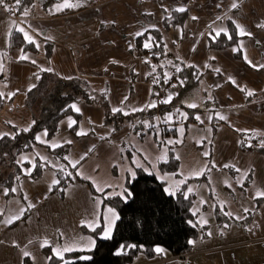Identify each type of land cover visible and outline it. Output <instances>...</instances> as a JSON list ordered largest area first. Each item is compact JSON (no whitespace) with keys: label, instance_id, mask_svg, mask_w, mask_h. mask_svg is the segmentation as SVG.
Instances as JSON below:
<instances>
[{"label":"crops","instance_id":"crops-1","mask_svg":"<svg viewBox=\"0 0 264 264\" xmlns=\"http://www.w3.org/2000/svg\"><path fill=\"white\" fill-rule=\"evenodd\" d=\"M22 1L20 0V3ZM233 3H236L238 7L232 8ZM11 5L18 4L16 0H11ZM181 8L185 11L177 10ZM8 10L12 14L14 9L8 6ZM172 12H186L188 20L181 27L164 33L165 52L169 62L175 60L184 67L193 66L200 72H211L214 70L212 68L219 70V67L224 64L223 56L229 60L231 95L236 97V101L233 102L229 95L228 117L226 121L219 120V123H216L211 138L210 163L214 173L230 175L236 188L243 194L242 200L247 206V211H243V214L249 216L252 214L250 225L244 230L248 239L233 244V246L249 247L257 243L262 244L264 243V197H257L256 194L257 192L264 193V157L256 152L242 153L239 146L241 142L246 146L249 145L248 143L261 146L264 142V113L256 116L245 106V103L243 106V98L240 101L238 94L249 91L257 93L264 90V67H262L264 66V27L258 26L264 25V0H58L46 9L42 7L40 0H33V5L24 10V13L19 16L12 14L17 20H15L16 26L11 28L5 53V70L0 75V93H3L5 101L0 110L12 105L14 101L33 89L43 72H48L63 80L83 79L88 83H95L94 88L100 93L107 94L109 108L113 114L120 113L127 116L155 108L158 100L152 98V86L147 79L150 71L137 53L130 50L135 38L148 30L161 29L162 20ZM228 22L235 26L237 35L240 37L239 42L225 51L209 49L208 40L227 33ZM237 25L240 27L238 28ZM18 27L32 38L34 44L35 41L39 42L36 51H24L21 48L11 47L10 38L14 33L21 34L26 43H33L25 38L23 32L17 30ZM241 28L245 34H241ZM46 43L52 45V53L49 57L45 55L44 44ZM238 52L241 54V60L235 58ZM11 93L14 95L9 98ZM167 96L166 92L162 96L165 103L172 98V96L169 98ZM73 112L80 115L81 120V114L75 110ZM94 114V124H100L104 119L103 110L99 109ZM200 116H195L197 124L199 122L204 129L211 128L209 119H202L200 122L197 119ZM154 122L161 125L159 128L163 136H170L165 132L170 124L175 123V119L172 121L169 113L162 116L156 115ZM143 123L147 125L148 121L145 120ZM177 123L179 126V121ZM93 126L91 124L85 130L82 128L80 133L83 134H78L79 127L75 133L71 130L74 139L71 143L56 147L45 142L38 143L39 146L49 151L69 146L67 158L70 172L63 175L67 178L74 177L76 181H68L69 184L62 194L55 191L54 177L45 172L46 169H51L53 172L57 169L37 155L35 147L30 151L34 153V157L29 156L27 161L18 163L19 166L28 164L29 167L22 168L24 177L12 189L18 187L21 191V199L24 197V202L34 207H31V212L26 211L22 215L21 213L9 215L10 211L1 208L0 238L5 233L14 231L19 224L26 223L28 215L31 216L33 211L40 209L44 200H49L58 194L59 197L54 200V206L58 208L53 207L49 211V217L55 223L54 229H50V238L53 241L56 238V244H60L57 249L62 250L64 247L74 249L64 252L63 255L74 251H90L95 244L91 232L102 227L101 236L105 229L103 212L106 205H109L105 203V200L115 197L125 199L126 182L134 179L133 173L135 174L137 170H142L157 178L153 172H150V169L148 171L151 167L148 158L144 157L135 163V151L123 149L124 140L132 130L130 126L118 132L104 128L97 133L94 132ZM90 137H92L91 140L86 143V139ZM81 139L85 142L74 148L77 141ZM170 150L173 151L171 147H168L164 152L163 161L168 159ZM159 152H161V147H159ZM125 156L126 159H124ZM174 157L179 161V169L175 175L179 177L181 161L175 153ZM37 161L45 163L47 167L37 181H31L28 176L32 173ZM157 162L159 170L160 162ZM124 163L125 170L119 172V165L123 164L124 168ZM73 164H75L74 167ZM101 172L104 174L103 179L98 176ZM249 173L252 174L251 183L248 188L243 189V181ZM45 175L47 176L44 181ZM157 179L165 183L166 189V181ZM75 182L88 188L92 198L87 202H91L93 208L90 204L85 206H81L80 203L76 204L67 196V193L70 195L73 187L70 185H74ZM182 185L185 186V184ZM182 185L176 184V190ZM89 186L94 193L90 191ZM121 186L123 197L116 193ZM98 188L103 191H98ZM6 195L5 192L1 194L2 199L8 201L11 196H16V190H11L10 199H7L9 197ZM258 199H263V201L259 207H255L254 203ZM99 200L101 202L98 204ZM251 206H254V209L248 210ZM17 216L19 219H15ZM44 218L45 214L41 215L38 218L39 222ZM9 219L12 220L10 224L6 223ZM82 221L85 223L82 224ZM261 221L262 227L258 228V223ZM256 230L259 231L261 239H250ZM248 243L250 244L247 245ZM262 248L264 249V246ZM54 249L51 247L55 255ZM257 252L259 251L251 249V255L245 257L244 263L264 264L262 255L258 254V257H255ZM157 253L158 256L152 260L139 255L132 264H167L171 261L177 263L178 260L187 261L192 257L195 258L203 252L194 251L181 259L165 256V252L162 251ZM3 255L0 257V264H10ZM19 262L34 264L30 257H23Z\"/></svg>","mask_w":264,"mask_h":264},{"label":"trees","instance_id":"trees-1","mask_svg":"<svg viewBox=\"0 0 264 264\" xmlns=\"http://www.w3.org/2000/svg\"><path fill=\"white\" fill-rule=\"evenodd\" d=\"M40 1L42 7L46 9L58 0ZM4 3L14 9L15 16H19L33 5V0H23L15 6L11 5V0H4ZM187 20L188 14L186 12H172L162 20L161 29L148 30L133 41V47L130 51L136 52L150 71L147 79L152 86V98L161 101V92L171 90L175 93L168 103L161 101L155 108L127 116L120 113L113 114L110 111L106 93L99 95L100 101L88 95L85 91V88L88 87L86 80H63L48 72L41 73L36 86L25 95L27 104L34 109L31 117L32 125L28 130L16 132L12 137L2 136L0 138V172L4 167L10 169L8 175L3 179L0 178V183L8 191L6 197H10L12 188L24 177L22 168L29 167L28 164L19 166L15 159L38 146L36 141L38 133L45 132L47 139L53 138L58 133L61 120L69 116H72L76 121L72 127V132L75 133L77 123L80 120V115L72 110V105L75 102L99 105L104 113V123L110 124L113 132L130 126L136 133L144 130L147 125H149L147 131H151L153 129L151 125L156 115L162 116L177 108L179 109L178 113H185V123L197 124L195 116L204 110L177 105V102L199 89L203 74L193 66L184 67L183 64L175 60L169 62L165 52L164 33L181 27ZM239 40L240 37L237 35L235 26L228 22L227 33L221 34L213 40L209 39L208 47L215 51H225L235 46ZM10 44L12 48H21L24 51H36L37 47L34 43H26L19 33H14L11 36ZM44 49L45 55L49 57L52 53V45L46 43ZM235 58L241 60L240 52L235 54ZM170 68H175L176 71L172 72ZM49 79L52 81L50 85H47ZM243 96L246 107L250 109L254 106V111L264 112V90L260 93H252V95L243 92ZM4 103V98H0V109ZM210 103L211 101H208L205 105ZM178 118L180 119V117ZM145 120L148 121L147 125L143 123ZM218 121L215 114H212L209 123L213 134ZM173 124L177 125L178 123L175 121ZM172 131L168 129L164 132L169 135ZM140 136L143 137L144 134ZM239 150L242 153L256 152L264 157V147L262 146L254 148L241 142ZM5 152H8L10 161L8 165L3 166L5 162L2 161V157L5 156ZM68 152L69 146L50 150V153L59 160L64 168L68 167L69 164ZM168 155L167 160L159 163V170L162 173L176 175L179 169V161L174 157L172 150L169 151ZM45 167H47L45 163L35 162L28 178L31 181H37ZM54 173L58 182L55 191H59V194L64 192L69 184L68 181L76 179L62 176L66 174L61 169L55 170ZM201 179H205V176H202ZM249 183L250 176L243 183V186L247 187ZM89 187L90 191L94 193L91 186ZM125 187V199L115 197L105 200V203L115 209L118 217L110 238L102 239L100 237L102 227H98L91 232L95 240L92 250L66 253L63 255V260L57 258L49 247L45 248L43 252L47 258V264H65V262L67 264H132L139 255L149 260L155 259L158 256L156 251L158 247L166 250L174 259H181L184 255L193 252L192 242L196 240L202 230L195 224L196 216L192 212L195 196L193 194L186 195L184 185L179 187L174 195H168L165 191V183L159 181L152 174L137 170L134 179L127 180ZM262 201L263 199L256 200L255 207H259ZM129 244L136 247H130L124 253H117L122 246L125 247ZM82 257L88 258L82 259Z\"/></svg>","mask_w":264,"mask_h":264},{"label":"rangeland","instance_id":"rangeland-1","mask_svg":"<svg viewBox=\"0 0 264 264\" xmlns=\"http://www.w3.org/2000/svg\"><path fill=\"white\" fill-rule=\"evenodd\" d=\"M4 5L6 4L4 3L0 5V75L4 73L5 70V53L8 47L10 33L12 31L11 28L16 26L15 20H17L15 16L12 15L13 13L11 14L8 10V5L7 8ZM19 28L20 27L17 29ZM38 43V41H35L36 45ZM223 60L224 64L220 66L221 68L219 67V70H216L217 68H212L214 70L211 72H201L203 76L199 89L191 92L177 102V105L204 110L201 114H198L201 115L199 117L200 122L202 119L210 120L212 114H215V118L220 121H226L228 117V107L230 105L228 97L232 94V85L230 84V76L228 72L229 60L226 56H223ZM222 68L226 70H223ZM51 81L52 80L49 79L47 85H50ZM93 84L95 83H88V87L85 88V91L90 97L100 101L98 97L101 93L94 88ZM166 93L168 95L167 98H169V96L173 97L175 94L171 90H167ZM238 96L240 101L243 98L244 106L245 100L243 92L242 94H238ZM231 97L232 101L235 102L236 97L232 95ZM161 101L164 102L163 97ZM161 101H158L155 104L158 105ZM208 101H211L212 103L205 105ZM192 105H194V107ZM73 106H75L72 107L73 110L76 111V109H79L77 112L81 114V120L77 123V128L79 127L78 133L81 132L82 128L85 130L91 124L92 126L94 125L93 130L96 133L101 132L104 128L112 131V126L110 124L106 125L104 119L100 124H94V112L100 109L99 105H87L83 102H75ZM33 110L34 109L30 108L27 104L25 96L22 98L20 97V99L18 98L12 105L0 110V138L2 136L12 137L16 132L28 130L32 125L31 117ZM178 110L179 109L177 108L169 113L172 121L174 120L173 118H175V121L179 120V126L174 125L173 123L169 125V129L173 130L170 132L169 137L163 136L162 130L159 128L161 125L153 122L151 125L153 129L151 131H147L149 125L146 126L145 130H140L136 133L131 130V132L128 133L129 136L124 140V147L126 148L123 147V149L135 151V163H138L141 159H144V157H146V159L148 158L151 163V167L148 168V171L150 169V172H153L157 178L166 181L167 185L165 191L168 195H174L176 193V184H179V186L185 184L184 191L186 195L194 193L193 195L195 197L192 212L196 216L195 224L202 231L199 232L196 240L192 242V251H202L203 253H200L199 256L195 258L192 257L187 261L178 260L177 263L171 261L167 264H185V262L187 263L189 260L190 261L187 264H245V257L251 255V249L259 251L255 253L256 258L258 257V254L262 255L261 258H264V249L262 248L264 243H257L253 246H250V243H248L247 245H249V247L233 246V244L248 239L244 230L250 225L251 216L243 214V211L247 210V206L242 200L243 194L236 188L234 180L228 173L217 174L212 170L210 163L211 157L209 156L211 150V138L213 135L212 129L209 127L204 129L203 126H200L199 122L196 125L190 123L184 125L186 115L185 113L183 114V112L178 113ZM250 110H252L256 116L264 113L254 111V106L250 108ZM177 116L180 117V119ZM221 116L225 118L221 119ZM182 120L184 122H182ZM160 121L162 122L161 118ZM70 122H73L71 127H69ZM75 124L76 121L72 116L65 117V119L61 120L59 123L56 136L51 139H46L45 132H40L36 137V141L37 143L45 142L52 145V147L71 143V141L74 140L71 130ZM141 134H144V136L141 137ZM91 138L92 137L87 138L86 143L89 142ZM84 142V139L77 141L74 148L79 147ZM248 144V146L254 145L252 143ZM159 147H161V152H159ZM168 147L173 149V154L175 153V156L181 161L179 177L174 174L162 173L157 168V161H163L165 158L163 154L167 151ZM34 150L37 155L46 160L51 167L64 170L65 174L70 172V165L68 164V167L64 168L59 160L45 147L38 145ZM5 153L6 157H2V161L5 162L3 166L8 165L10 161L8 152ZM94 153L95 151L93 154ZM29 156L34 157V153L28 152L17 156L15 159L16 163L18 164L19 162L27 161ZM124 159H126V156ZM123 170H125V163L124 168L123 164H120L118 168L119 172H122ZM9 171V168L4 167L0 172V178L3 179V177L8 175ZM45 172L50 176L52 175L55 181H57L53 170L46 169ZM46 176L47 175L44 176V181L46 180ZM98 176L103 179L104 174L101 172ZM202 176H205V179L200 180ZM249 176L251 183L252 174L250 173L246 176L243 183ZM101 181L104 182L103 180ZM249 185L247 187H242L243 189H246ZM70 187H72V189L70 190V195L67 193V196L72 199L71 201L76 204L80 203L81 206H85L86 204L91 205V202L87 201L92 198V195L89 193L86 186L75 182L74 185H70ZM15 190L16 196H11V199L10 197L7 198L10 200L5 201L1 196L2 193L4 194L5 188L3 184L0 183V209L5 208L8 212L10 211L8 213L9 215H17V213H21V209H25L23 213L30 211L31 208L28 207L29 204L27 202H24L25 200L23 196V199H21L20 189L15 187ZM116 193L123 197L122 186ZM56 197H59V195L57 194L52 196L49 200H44V204L40 209L35 212L33 211L31 216L28 215L26 223L19 224L14 231L5 233L0 238V257L4 254L3 256L8 259L10 264H23V262L19 261L25 257L23 253L27 251L30 253L29 257L34 264H43V262L47 264V258L43 250L48 247L50 249L51 247L57 249V247L60 246V244H56V238H54V241L50 238V229H54L55 223L51 221L49 211L51 208L53 209V207L55 209L58 208L57 206H54V200ZM91 208H93L92 205ZM109 208H111L117 216L115 209L110 205H106L105 211L103 212L105 228L107 226L106 217L110 218V213L108 212ZM252 209H254V206L248 208V210ZM226 213H230L231 215H226ZM44 214L45 218L39 222L38 218ZM204 221H206V223H204ZM259 226L262 227V221L258 223V228ZM256 231H254L250 239H261V236H259L258 233L259 231ZM209 233L211 234L209 235ZM102 235L100 236L101 238ZM45 240L48 241L47 245H44ZM129 246L130 244L123 247V250L121 247L117 253H124L130 248ZM160 249H162V252H165V256H170L166 250L163 248ZM252 264L259 263L253 262Z\"/></svg>","mask_w":264,"mask_h":264},{"label":"snow or ice","instance_id":"snow-or-ice-1","mask_svg":"<svg viewBox=\"0 0 264 264\" xmlns=\"http://www.w3.org/2000/svg\"><path fill=\"white\" fill-rule=\"evenodd\" d=\"M16 3L17 4H19L20 3V0H16ZM2 4H4V0H0V5H2ZM6 8H7V5H4ZM236 7H238V5L236 4V3H233L232 4V8H236ZM178 11H185V9H183V8H181V9H177ZM193 19H196L195 17H193ZM259 27H264V25H258ZM237 27L239 28L240 26L239 25H237ZM18 31H20V32H23L24 33V36H25V38L27 39V40H29V42H33L34 43V41H32V38L30 37V36H28V34L26 33V32H24V30L22 29V28H19V29H17ZM217 34H219V33H217ZM241 34H245V32H244V30L241 28ZM139 35V34H138ZM22 59L23 58H25V57H21ZM245 59H246V57H245ZM34 62V61H33ZM249 63H251L250 61H249ZM262 67H264V66H262ZM11 95H14V93H11V94H9V98L11 97ZM248 95H252V92L251 91H249L248 92ZM3 97V93H0V98H2ZM166 102V101H165ZM154 106V105H153ZM193 107H194V105H192ZM73 107H75V106H73ZM76 111H79V109H76ZM117 111H119V109H117ZM221 119H224L225 117H223V116H221L220 117ZM197 119H199V117H197ZM72 123L73 122H70V124H69V127H71L72 126ZM78 134H83V133H78ZM261 146L262 147H264V142H262V144H261ZM205 155H207V154H205ZM83 158V157H82ZM75 166V164H73V167ZM227 166V165H226ZM237 171H239V170H237ZM135 174L133 173V176H134ZM54 184L55 183H58L57 181H54L53 182ZM98 191H103L102 189H97ZM12 191H15V189H12ZM5 194H7V190H5ZM257 197H264V193H262V192H257ZM101 201H97V203H100ZM28 207L29 208H31V207H34V205H31V204H29L28 205ZM25 211V209H21V215L23 214V212ZM247 211V210H246ZM108 212L109 213H111V218H107L106 217V223H107V226H106V228L104 229V231H103V235H102V238H110V236H111V231H112V226L114 225V222H115V219H118V217L115 215V213L113 212V210L111 209V208H109L108 209ZM226 215H231L230 213H226ZM15 219H19V216H17V217H15ZM12 222V220L11 219H9V220H7L6 221V223H11ZM83 223H85V222H83L82 221V224ZM204 223H206V221H204ZM227 226V225H226ZM89 227H92V225H89ZM211 233H209V235H210ZM190 243H191V241H190ZM48 244V241H44V245H47ZM129 247H136L135 245H130ZM72 250H74L72 247H64L62 250L61 249H54V252H55V256L57 257V258H59V259H61V260H63V253L64 252H68V251H72ZM122 250H123V246H122ZM156 251L157 252H160V251H162V249H160V248H157L156 249ZM119 254V253H118ZM23 255L25 256V257H29L30 256V253L29 252H27V251H25L24 253H23ZM88 257H82V259H87ZM65 264H67V262H65Z\"/></svg>","mask_w":264,"mask_h":264},{"label":"built area","instance_id":"built-area-1","mask_svg":"<svg viewBox=\"0 0 264 264\" xmlns=\"http://www.w3.org/2000/svg\"><path fill=\"white\" fill-rule=\"evenodd\" d=\"M12 10H13V8H12ZM12 13L14 14V10L12 11ZM170 71L175 72L176 70H175V68H170ZM161 94L163 96V95H165V92H161ZM254 147L258 148V147H260V145H254ZM183 257L186 258V255H184Z\"/></svg>","mask_w":264,"mask_h":264}]
</instances>
